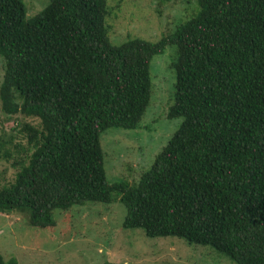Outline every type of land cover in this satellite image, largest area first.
<instances>
[{
    "label": "trees",
    "instance_id": "trees-1",
    "mask_svg": "<svg viewBox=\"0 0 264 264\" xmlns=\"http://www.w3.org/2000/svg\"><path fill=\"white\" fill-rule=\"evenodd\" d=\"M197 4L156 42L113 45L106 0H49L30 18L22 0H0L1 106L41 125L30 128L27 163L0 189V213L47 228L55 210L118 200L125 229L264 264V0ZM167 45L176 47L167 117L183 120L137 182L109 185L99 136L138 127L149 62ZM0 264L18 263L0 255Z\"/></svg>",
    "mask_w": 264,
    "mask_h": 264
},
{
    "label": "rangeland",
    "instance_id": "rangeland-1",
    "mask_svg": "<svg viewBox=\"0 0 264 264\" xmlns=\"http://www.w3.org/2000/svg\"><path fill=\"white\" fill-rule=\"evenodd\" d=\"M26 17L49 0H22ZM108 37L113 45L139 38L156 42L198 10L197 0H106ZM176 47L167 45L149 62L150 100L136 129L108 128L99 136L106 181L133 184L152 165L182 122L168 118L174 101ZM4 61L0 58V85ZM39 119L6 114L0 101V189L10 186L33 150L30 135ZM39 137V135H35ZM34 139V138H33ZM55 226L33 228L25 214L0 213V255L18 264H236L208 246L177 237H148L123 228L126 208L118 201L85 202L55 210Z\"/></svg>",
    "mask_w": 264,
    "mask_h": 264
}]
</instances>
